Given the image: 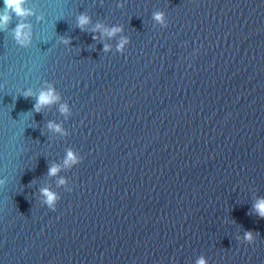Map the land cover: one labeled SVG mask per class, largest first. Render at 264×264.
Returning <instances> with one entry per match:
<instances>
[{
  "label": "water",
  "instance_id": "water-1",
  "mask_svg": "<svg viewBox=\"0 0 264 264\" xmlns=\"http://www.w3.org/2000/svg\"><path fill=\"white\" fill-rule=\"evenodd\" d=\"M25 7L30 46L15 41L14 14L0 30V264H264L252 207L264 197V0ZM97 23L123 31L108 38ZM48 84L61 100L36 112ZM69 149L82 161L65 167Z\"/></svg>",
  "mask_w": 264,
  "mask_h": 264
},
{
  "label": "clouds",
  "instance_id": "clouds-1",
  "mask_svg": "<svg viewBox=\"0 0 264 264\" xmlns=\"http://www.w3.org/2000/svg\"><path fill=\"white\" fill-rule=\"evenodd\" d=\"M28 0H3L4 7L0 9V30H7L8 25L13 19V14L16 18H18L19 22L17 23L16 27L14 28L12 35L20 46L28 47L32 42V25L30 23L25 22L27 17L36 15L34 10L31 8H26L25 4ZM123 7L121 3L119 5ZM38 20L42 21L44 19L43 16L37 17ZM153 20L156 21L158 24H165L166 23V16L165 13L162 11H157L153 13ZM91 23V17L86 13H81L77 17V27L80 28L82 31L86 30V26ZM123 31L122 26H112V27H105L104 25L97 23L93 32H99L103 36H107L108 38H113L117 34ZM94 39L98 37L94 36ZM64 44H70L69 39H64L62 41ZM129 43V39L127 37H121L119 44L117 45L118 51H123L125 46ZM104 50H110L109 45L104 46ZM23 96L25 99L30 98L34 95L31 89H27L23 91ZM35 104L34 110L36 112H41L45 107L50 106L55 103H59L61 100L60 95L56 92L55 87L52 84H48L46 88H42L39 94L35 97ZM59 111L62 114H69L70 107L66 103H61L59 107ZM47 128L49 131L58 133L60 135H68L67 131H65L60 124L55 122L49 121L47 124ZM82 161V157L71 149H69L66 153L64 159V166L71 167L75 164H79ZM61 171V166L57 164H52L49 167L48 175L55 176L58 172ZM6 181L4 179H0V185L5 184ZM66 181L61 179L59 184L64 185ZM68 191H72L71 188H68ZM41 194L44 196V203L47 207L53 211H55L57 206V201L60 199L56 193L51 192L49 189H41ZM253 211L255 214L264 219V197H257L255 202L253 203ZM255 241V236L253 232L245 231L243 234V242L252 244ZM196 264H208L207 259L201 256Z\"/></svg>",
  "mask_w": 264,
  "mask_h": 264
}]
</instances>
